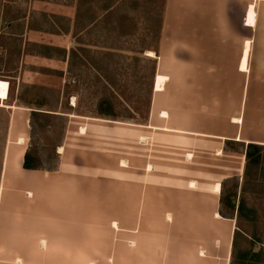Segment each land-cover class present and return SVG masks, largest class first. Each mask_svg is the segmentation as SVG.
I'll return each instance as SVG.
<instances>
[{
	"label": "crops",
	"instance_id": "0c3cea01",
	"mask_svg": "<svg viewBox=\"0 0 264 264\" xmlns=\"http://www.w3.org/2000/svg\"><path fill=\"white\" fill-rule=\"evenodd\" d=\"M122 1L30 0L0 14V60L14 54L17 63L5 77L62 96L70 84L72 107L85 95V71L95 72L90 55L154 66L144 122L67 114L51 168L21 164L30 111L57 109L6 105L0 264H41L42 254L72 264L57 256L75 253L113 255V264H228L235 227L222 185L242 176L244 145H264V0H164L152 47L149 0L142 28L112 42ZM111 74L105 89L116 85Z\"/></svg>",
	"mask_w": 264,
	"mask_h": 264
},
{
	"label": "rangeland",
	"instance_id": "374dc122",
	"mask_svg": "<svg viewBox=\"0 0 264 264\" xmlns=\"http://www.w3.org/2000/svg\"><path fill=\"white\" fill-rule=\"evenodd\" d=\"M29 1L0 0V14L8 6H11V14L16 11L25 10ZM143 3L144 0L136 2L135 0L122 1L120 8H118L120 13L116 19L115 31L111 36L113 43L115 42L119 45L125 44L129 39L128 34L132 30L142 28ZM162 3L163 0H155V5L153 6L151 0H149L148 22L151 24V29L149 31L148 27L145 47H152L155 44ZM135 5L136 9L132 10ZM2 25L3 21L0 19V26ZM95 38L97 39L93 35V40ZM90 56L96 69L95 72L85 71V95L78 98L76 107L70 106L67 97V94L75 89L70 84L65 86L63 96L56 92L57 90L52 92L51 90L45 91L43 88L22 85V83H20L19 88L16 80L5 77L6 75L12 76L16 72L15 67L17 63L14 54L5 55L4 59L0 60V79L10 81L9 98L6 102L2 103L0 101V173L7 143L9 111L6 105L8 104H25L31 106V108L45 105L46 107L51 106L57 109L58 114L56 115L47 114L46 116L36 118L32 128L29 116L30 139L28 146H31L37 152L42 160V165L47 168L52 167L56 163L55 149L61 142L67 129L65 124L68 117L66 115L83 114L86 116H99L96 113L95 106L98 98L105 92L112 95L113 99L118 103V111H122V114L129 115L130 113H135L134 119L129 122L127 120L128 123H141L145 121L151 89L152 69L154 67L153 59L145 62L138 56L126 54L113 55L111 57L98 56L97 54ZM109 73H112L111 78H113L116 85L105 89L104 78L106 74L110 75ZM77 131L74 128L73 134L75 135ZM232 194H236V202L238 200L243 201L247 210L242 211V213L234 212L232 214L225 205L221 206L224 215H232L235 227L228 264H264V147L261 150L259 164L254 165L250 163L248 175H244L243 172L240 178H230L223 182L221 196L224 202L228 201L232 197ZM248 209L253 210V212L248 211ZM111 230H113L112 226ZM78 250L80 249L75 248V251ZM33 257L31 255L26 257V259L27 261L34 262ZM53 257L55 256L42 254L40 262L41 264H50L52 262L50 260ZM57 257L61 260L67 258L72 264H113V255L75 253L73 256L60 255ZM6 260H9V258ZM34 260L39 261L38 259ZM9 262L21 264L20 262H16L15 258H12Z\"/></svg>",
	"mask_w": 264,
	"mask_h": 264
},
{
	"label": "trees",
	"instance_id": "16d2710c",
	"mask_svg": "<svg viewBox=\"0 0 264 264\" xmlns=\"http://www.w3.org/2000/svg\"><path fill=\"white\" fill-rule=\"evenodd\" d=\"M151 4L154 6L155 5V0H151ZM163 9H164V0L162 3V9L159 17V26L157 28V34L155 38V43H157L159 39V33H160V25H161V20H162V14H163ZM151 29V24L149 23V31ZM137 58V57H136ZM97 115L103 118H110V119H115V118H122V119H132L134 118V114H129V115H124L122 114V111H116L115 108L113 107V103L110 98L105 97V96H100L97 100L96 107H95ZM48 113L36 109H32L30 111V126L31 128L33 127V122L36 118H39L41 116H46ZM227 146H231V142H227ZM264 145H259L256 143H247L244 145V155H245V165H244V175L249 174V165L250 163H253L254 165H258L260 162L261 158V150ZM22 167L25 169H40L44 168L42 165V160L40 156L37 154V152L31 148V146L26 149L24 155H23V160H22ZM51 168V167H48ZM236 194H232V197L224 202L222 196H221V204L225 205V207L232 213L234 212H239L242 213V211L247 210L245 207L244 203L242 200H238L236 202ZM250 212H253V210H249Z\"/></svg>",
	"mask_w": 264,
	"mask_h": 264
},
{
	"label": "bare ground",
	"instance_id": "6f19581e",
	"mask_svg": "<svg viewBox=\"0 0 264 264\" xmlns=\"http://www.w3.org/2000/svg\"><path fill=\"white\" fill-rule=\"evenodd\" d=\"M149 55H151L152 56V52H149ZM159 76V75H158ZM8 89H9V85H8V82L6 81V80H1L0 79V101H3V100H5V99H7V94H8ZM164 114V113H163ZM79 131L80 132H83L84 131V127H80L79 128ZM19 141H18V144H23V142H22V139L21 138H19L18 139ZM12 147H14V146H12ZM15 148V147H14ZM13 148V150H18L17 152H22V146L20 147V146H16V148L14 149ZM217 188H219V186L217 185L216 186ZM220 189V188H219Z\"/></svg>",
	"mask_w": 264,
	"mask_h": 264
}]
</instances>
